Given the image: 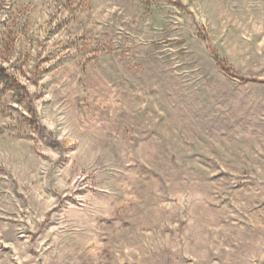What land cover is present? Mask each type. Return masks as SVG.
Here are the masks:
<instances>
[{
	"label": "rangeland",
	"instance_id": "rangeland-1",
	"mask_svg": "<svg viewBox=\"0 0 264 264\" xmlns=\"http://www.w3.org/2000/svg\"><path fill=\"white\" fill-rule=\"evenodd\" d=\"M0 264H264V0H0Z\"/></svg>",
	"mask_w": 264,
	"mask_h": 264
},
{
	"label": "trees",
	"instance_id": "trees-1",
	"mask_svg": "<svg viewBox=\"0 0 264 264\" xmlns=\"http://www.w3.org/2000/svg\"><path fill=\"white\" fill-rule=\"evenodd\" d=\"M0 76H1V78H2L3 80L7 81V82L10 84V86H12V87H14V88H17V89H20V86H18V85L15 83L14 80L9 79L8 77H6L5 70L2 69L1 67H0Z\"/></svg>",
	"mask_w": 264,
	"mask_h": 264
}]
</instances>
